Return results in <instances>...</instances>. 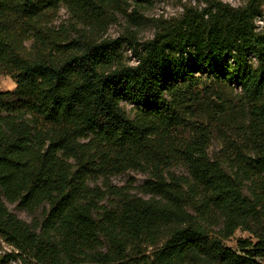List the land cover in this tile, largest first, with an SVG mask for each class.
Returning a JSON list of instances; mask_svg holds the SVG:
<instances>
[{"label":"trees","instance_id":"16d2710c","mask_svg":"<svg viewBox=\"0 0 264 264\" xmlns=\"http://www.w3.org/2000/svg\"><path fill=\"white\" fill-rule=\"evenodd\" d=\"M126 2L0 0V75L14 83L0 91V239L35 264H264L257 8L185 9L133 41L129 65L105 37ZM180 165L186 176L168 173ZM128 170L148 175V199L90 186ZM108 195L114 211L98 205ZM4 201L43 217L31 226ZM238 229L255 242L225 246Z\"/></svg>","mask_w":264,"mask_h":264},{"label":"rangeland","instance_id":"374dc122","mask_svg":"<svg viewBox=\"0 0 264 264\" xmlns=\"http://www.w3.org/2000/svg\"><path fill=\"white\" fill-rule=\"evenodd\" d=\"M248 1L250 0H147L146 2L140 3L139 6H136L133 0H127L126 3L121 4L120 6L122 11L115 10L111 21L107 25L105 37L119 39V52L122 54L124 61L131 65L135 63L132 48L136 46L133 41H136V44H139L145 40L151 39L161 24L178 19L185 9L198 11L214 2H220L230 7H241L247 4ZM251 1L257 8L258 14L253 20V26L255 31L260 34L264 28V9L261 5L263 0ZM67 20L68 15L66 11L60 9L54 25L57 26L58 24L65 23ZM27 46H29V42L27 43ZM13 88V81L8 77L0 75V91H11ZM122 105L127 112H130L132 107L130 104L124 103ZM220 147L219 139H212L208 147L209 156L213 158ZM168 173L175 178L186 176V171L183 165L169 169ZM148 178L149 177L146 173L128 170L119 175L110 177L107 181L99 179L95 183H91L90 186H95L103 192H106L107 187L111 186L114 190L148 199V196L139 192L140 186ZM242 194L245 197L247 196L246 189H243ZM4 203L12 214L31 226L38 225L43 217L44 209L42 207L35 210L33 213H28L19 207L17 203L11 204L6 201H4ZM98 205L114 211L119 205V201L118 198L108 195L104 200L100 201ZM251 227L256 233L260 232V229L256 228L255 225ZM238 238L255 242V238L251 232L238 229L229 240L224 242V245L236 250V240ZM151 249V247H146V253H149ZM0 264L35 263L27 256H20L16 250L0 239Z\"/></svg>","mask_w":264,"mask_h":264}]
</instances>
